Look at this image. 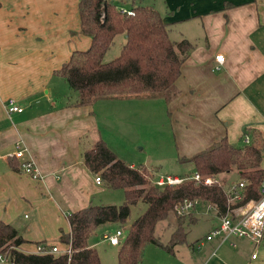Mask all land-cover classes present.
<instances>
[{"label":"crops","instance_id":"0c3cea01","mask_svg":"<svg viewBox=\"0 0 264 264\" xmlns=\"http://www.w3.org/2000/svg\"><path fill=\"white\" fill-rule=\"evenodd\" d=\"M119 1L118 6L130 8L133 2L155 6L173 40L195 44L177 79L181 93L172 101L139 95L76 104L78 93L55 70L73 50L91 43L80 31V0H0V219L18 228L26 239L19 248L25 252L41 253L39 244L65 248L61 234L71 231L67 214L98 203L95 197L104 188L123 189L98 183L84 162V149L100 137L107 139L97 119L102 111L117 128L126 118H145L149 107L163 108L164 101L173 125L181 115L191 120L179 143L193 152L223 136L236 145L248 143L246 137L251 141L254 133L264 141V0ZM220 53L225 58L216 69ZM9 98L23 110L10 111ZM20 140L27 148L22 158L15 156ZM25 159L35 161L41 178L24 172ZM139 165L163 174L159 165ZM191 213L194 221L202 214L209 222L206 232L193 238L192 248H179L188 237L175 252L151 243L142 264H264V238L259 244L234 236L223 243L220 236L207 239L220 223L217 209L200 204ZM0 264L16 263L6 259Z\"/></svg>","mask_w":264,"mask_h":264},{"label":"trees","instance_id":"16d2710c","mask_svg":"<svg viewBox=\"0 0 264 264\" xmlns=\"http://www.w3.org/2000/svg\"><path fill=\"white\" fill-rule=\"evenodd\" d=\"M134 14L122 12L114 0H80V31L91 37L89 47L73 50L70 58L55 73L63 76L78 93L76 104H91L99 98L161 96L167 102L179 96L177 79L195 44L187 38L173 40L168 22L153 5L133 2ZM125 33V42L118 56L104 60L117 35ZM243 145H236L227 136L179 161L191 162L194 171L203 176L235 171L237 180L245 182L241 204L259 199L263 192L262 166L264 141L258 133ZM84 162L103 184L123 188L125 199L119 204L90 203L67 215L70 232H62L61 240L70 242L73 264H102L97 247L90 245V236L107 222L124 224L132 205L147 203L145 211L129 225L121 240L118 264H142L145 248L155 244L169 252L187 240L185 222L194 221L192 213L178 212L185 199L200 198L212 202L217 212L226 214L233 204L218 183L207 184L187 179L177 184L157 185L156 174L145 165L133 166L98 138L83 151ZM188 174V175H190ZM175 216V225L168 240L158 234L160 222ZM26 239L12 223L0 219V254L16 264H69L66 253H29L21 250Z\"/></svg>","mask_w":264,"mask_h":264},{"label":"rangeland","instance_id":"374dc122","mask_svg":"<svg viewBox=\"0 0 264 264\" xmlns=\"http://www.w3.org/2000/svg\"><path fill=\"white\" fill-rule=\"evenodd\" d=\"M115 2L120 3L119 0ZM174 34V33H173ZM125 33L117 35L112 46L105 54L104 60L108 61L121 52L122 46L125 42ZM64 80V79H62ZM67 82V81H65ZM68 84V82L66 83ZM68 86H70L68 84ZM71 88V87H70ZM60 90H63L60 88ZM71 90L75 92L72 88ZM161 101H148V104H157ZM163 108H148V115L142 119H128L123 120V124L117 126V128L110 125L107 119L106 111L100 112L97 119L103 127H105L104 134L106 135L108 145L117 153V155L123 158L125 161L134 162L135 164L147 163L149 165H159L161 173H175L177 175H188L194 169V166L190 162H181L179 157L191 156L197 151L188 144L186 148H182L179 141L182 140L183 135L187 136V133H181L186 127L191 128V120L184 116L175 118L174 125L171 123V109L168 104L162 101ZM153 112H157L155 116ZM119 123V122H118ZM177 134H176V130ZM187 129V128H186ZM227 182L237 180L238 173L232 172L230 174L222 175ZM125 199L124 189H107L99 192L95 201L98 203L106 204H119ZM207 202L202 203L206 206ZM147 203L144 200H140L137 204L132 205L131 214L128 220L122 224L120 222H107L99 225L95 232L90 236L89 242L97 247L102 264H118V251L120 245H112L108 241L102 239L104 232H115L118 228L126 231L130 223L138 217L143 211H145ZM195 209V208H194ZM193 209V210H194ZM192 212V211H191ZM24 213V212H22ZM30 213V211L28 212ZM205 216L200 214L198 220L191 221L189 217L185 222L187 230L188 240L184 244H180L179 248L193 246L192 240L197 236L203 235L209 227V222L205 220ZM175 225V216H172L170 220L160 222L158 226V234L161 235L163 240H168L172 229Z\"/></svg>","mask_w":264,"mask_h":264},{"label":"built area","instance_id":"2783aa9c","mask_svg":"<svg viewBox=\"0 0 264 264\" xmlns=\"http://www.w3.org/2000/svg\"><path fill=\"white\" fill-rule=\"evenodd\" d=\"M119 9L122 12H128L134 14V9L120 5ZM225 56L223 53L217 54L216 59L218 64L215 65L216 69L220 68V64L223 62ZM7 108L10 111L23 110V107L16 103L14 98H9L7 101ZM249 136L246 137V142H249ZM26 146L23 141L17 142V149L15 156L24 157ZM21 166L24 172L32 175L35 178H41L42 174L33 159H25L22 161ZM187 179H194L196 182L204 181L207 184L218 183L222 186L228 196L229 203L235 205L228 210L226 214L220 215V223L215 226L206 235L207 239H212L216 236H220L223 243L227 239L234 237L248 238L254 244H259L264 238V179L261 182L262 196L259 199H251L246 203L241 204L244 198V186L243 180H233L227 182L224 180L222 173L210 174L203 176L200 171H194L190 175L175 176L171 174H160L154 178V182L157 185L165 186L167 184H177ZM96 180L98 183H102L103 179L100 174H96ZM204 201L200 198L185 199L180 205H177L178 212L189 213L193 209L197 208ZM208 208H216L217 206L212 202H207ZM218 210V209H217ZM124 231L118 228L115 232H104L102 238L107 240L111 244L119 245L121 243ZM232 245H236V242L231 240ZM199 245V243H197ZM38 250L40 252L51 253H66L68 255L69 264L72 263V254L74 252L73 246L70 242L65 248H61L59 244H39ZM257 256V252L253 253V257ZM7 258L0 254V260H6Z\"/></svg>","mask_w":264,"mask_h":264}]
</instances>
